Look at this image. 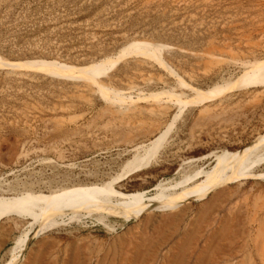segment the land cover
Masks as SVG:
<instances>
[{
    "label": "rangeland",
    "instance_id": "rangeland-1",
    "mask_svg": "<svg viewBox=\"0 0 264 264\" xmlns=\"http://www.w3.org/2000/svg\"><path fill=\"white\" fill-rule=\"evenodd\" d=\"M0 65V264H123L233 188L220 264H264V0H0Z\"/></svg>",
    "mask_w": 264,
    "mask_h": 264
},
{
    "label": "bare ground",
    "instance_id": "bare-ground-1",
    "mask_svg": "<svg viewBox=\"0 0 264 264\" xmlns=\"http://www.w3.org/2000/svg\"><path fill=\"white\" fill-rule=\"evenodd\" d=\"M140 44V43H138ZM137 45V44H136ZM145 45V44H144ZM139 46V45H138ZM148 46V45H147ZM140 48V47H139ZM128 49V47H127ZM147 49V48H146ZM149 49V48H148ZM140 50V49H139ZM143 50V49H142ZM138 52V51H137ZM122 53V52H121ZM150 56V55H149ZM150 58V57H148ZM158 60V59H157ZM18 63V62H17ZM21 63V62H20ZM259 66H257V68H260L261 63H258ZM2 66L8 67V65H3V63L1 64ZM0 65V67H1ZM12 65V64H10ZM14 65V64H13ZM17 65V64H15ZM55 62H39L35 64H33L32 62L28 63H21L19 64V69L21 70H26L28 71V69H32V68H41L43 69L42 71H50V72H55ZM63 65V64H62ZM61 65V67H62ZM64 66V65H63ZM16 66H14L15 68ZM89 67V66H88ZM162 67V66H161ZM4 68V67H3ZM9 68V67H8ZM18 67H16L17 69ZM35 68V70H36ZM91 68V67H90ZM256 68V69H257ZM6 69V68H5ZM72 68L70 67V73H72L71 75L73 76V74H76L77 76H83V77H87L91 80H93V76L94 74H99L96 71H91V70H78V71H73L71 70ZM163 69H167V67H165V65L163 66ZM20 70V71H21ZM40 70V69H39ZM38 71V70H37ZM86 71V72H85ZM41 72V71H40ZM171 72V71H169ZM56 73V72H55ZM75 75V76H76ZM76 76V77H77ZM60 77V76H59ZM176 77V76H175ZM179 80V79H178ZM194 90V89H193ZM100 93V92H99ZM167 93V92H166ZM207 95V94H206ZM178 100V99H177ZM163 131V130H162ZM164 132V131H163ZM163 132H161L163 134ZM155 137V138H160V134ZM161 134V135H162ZM160 136V137H159ZM245 155V152L241 151L239 152L236 156H235V163L237 166L241 167V168H247L249 166V162L248 159L246 157L243 158V156ZM239 190L236 188H233L230 191H220L218 193H215L214 195L211 196V198L206 202L203 203L202 206H200V209L198 208V211L194 214V221L191 223L192 227L189 230H184V232L181 233V229L182 227L185 225V221L187 220L186 217H188V215L190 214V212H188V208H183L182 210H178L179 212H177L176 214H169L171 215L170 218H168L167 224H169L172 227V232H170L168 235L163 234L161 239L156 243H152L149 242L147 237V241L142 240L141 242H137L131 246L130 250V254L129 256H127L126 261L123 264H155L154 262L157 260V258H155L156 256H158V251L156 250V248H158V246L164 245V243L168 240V238H172L173 235H176V242L173 243V245L171 247H169L167 249V255L170 256L167 260L165 264H220V260H222V257L219 259V255L222 254L224 255V257L229 258L228 263H230V259H234V255L236 254V252L232 253V251L230 250V248L228 249V247H226V245L224 246L223 244H221L220 241H222L226 236V232L228 229V224L231 222H233L232 220H230V222L228 223L227 221L225 222V225H221V230L217 229V225L221 224L222 221L225 219L223 218L220 214H216L214 215L213 213L215 212L213 209H216L217 207L219 208V204L223 201L225 202L226 199H229L230 197H234V196H238L239 194ZM70 198V197H69ZM84 199H85V204L88 205V209H94L96 210H102V211H109V209H111L110 206H108V202L106 201V199L104 197H100L98 195H93V194H86L84 195ZM77 202H79V200L72 199L69 202H65L64 207H68L71 205L76 204ZM219 203V204H218ZM223 205V204H222ZM181 204L180 203H175L172 204L170 206H168L167 208H165V211H175L177 210V207H180ZM63 209V208H62ZM61 209V210H62ZM231 209V208H230ZM60 209L55 208V211H59ZM21 211V210H19ZM220 212V211H219ZM218 212V213H219ZM52 212L47 211L45 214L46 216L50 215ZM144 214V213H143ZM142 214V211L140 213H137V218L140 217ZM257 214V213H255ZM237 216V213L235 214ZM233 216V215H232ZM241 217V215H240ZM238 217V219L240 218ZM36 219V217L33 216V219ZM97 218V217H96ZM104 218V217H103ZM107 218V217H106ZM154 218L153 214H148L145 216L144 218V225L146 229L147 225L150 223H152ZM167 218V217H166ZM249 218V216H248ZM34 219V220H35ZM164 219V217H163ZM162 219V220H163ZM234 219V218H233ZM247 219V218H246ZM125 220V219H124ZM161 220V221H162ZM228 220V219H227ZM241 220V219H240ZM239 220V221H240ZM245 220V219H244ZM249 220V219H248ZM246 220V221H248ZM160 221V220H159ZM165 221V224H166ZM238 221V223H239ZM253 221V218L251 217V221ZM235 222V221H234ZM249 222V221H248ZM247 222V223H248ZM154 223V222H153ZM164 223V222H163ZM235 223V224H238ZM158 224V223H157ZM233 225L234 227H236L237 225ZM240 224V223H239ZM243 225V222L241 223ZM164 225V224H163ZM168 225V226H169ZM249 225V224H248ZM46 226V225H45ZM143 226V225H142ZM157 226V225H156ZM161 226V225H160ZM159 226V227H160ZM167 226V227H168ZM251 227V225H249ZM253 226V223H252ZM107 227V226H106ZM144 227V226H143ZM233 227V228H234ZM164 228V227H163ZM245 228V227H244ZM162 229V228H161ZM230 229V228H229ZM239 229V228H238ZM242 229V228H241ZM251 229V228H250ZM253 229V228H252ZM148 230V229H147ZM158 230V229H157ZM235 230V229H234ZM254 230V229H253ZM262 230V228H261ZM144 231V230H143ZM154 231V230H153ZM159 231H161L159 229ZM237 229L235 230V233H237ZM255 231V230H254ZM260 231V230H259ZM244 232V231H243ZM250 232V231H249ZM253 232V231H252ZM144 233V232H143ZM159 233V232H157ZM162 233V232H161ZM257 233V235H259V232H255ZM263 233V232H262ZM138 234V233H137ZM128 235V234H127ZM147 235V234H145ZM155 235V234H154ZM157 235V234H156ZM233 235V234H231ZM241 236H243V233H240ZM255 235V236H257ZM140 236V235H139ZM142 236V235H141ZM228 236V234H227ZM234 236V235H233ZM239 236V235H237ZM250 236V235H249ZM248 236V237H249ZM264 236V235H263ZM146 237V236H145ZM156 237V236H155ZM139 238V237H138ZM152 238V237H151ZM151 238L149 240H151ZM232 239V237H230ZM227 238V239H230ZM236 238V236H235ZM250 238V237H249ZM254 238V236H253ZM143 239V238H142ZM145 239V238H144ZM155 239V238H152ZM225 239V240H227ZM240 239V238H237ZM236 239V240H237ZM261 239V238H259ZM258 239V240H259ZM135 240V239H134ZM172 240V239H170ZM234 240V242L236 241ZM251 240V239H250ZM255 240V241H258ZM175 241V240H174ZM254 241V240H253ZM226 242V241H225ZM231 242V241H228ZM227 242V243H228ZM247 242V241H246ZM183 243V245H181ZM258 244V242H256ZM126 244V243H125ZM225 244V243H224ZM260 245V244H259ZM166 246V245H165ZM240 246V244H239ZM251 246V245H250ZM237 247V246H236ZM234 248V247H233ZM238 248V247H237ZM164 249V248H163ZM241 249V248H240ZM257 249V247H256ZM262 249V248H261ZM162 250V249H161ZM180 250V251H179ZM187 250H190L186 253ZM243 250V249H242ZM129 251V250H128ZM177 251V255H175ZM179 251V252H178ZM235 251V250H234ZM238 251V249L236 250ZM251 251V250H250ZM244 252H247V250H245ZM260 252V250H259ZM125 253V252H124ZM248 253V252H247ZM245 253V254H247ZM261 253V252H260ZM234 254V255H233ZM239 254V253H238ZM263 254V253H262ZM243 255V254H242ZM253 255V254H252ZM125 256V255H123ZM239 256V255H238ZM244 257V255L242 256ZM241 257V258H242ZM250 257V256H249ZM251 258V257H250ZM164 259V258H163ZM244 259V258H243ZM237 261V260H235ZM252 261V260H250ZM242 262V261H240ZM260 262V261H259ZM54 263V262H53ZM225 263V264H228ZM232 263V262H231ZM255 263V262H254ZM262 263V262H261ZM163 264V263H162ZM224 264V263H223ZM241 264V263H239ZM247 264V261H246Z\"/></svg>",
    "mask_w": 264,
    "mask_h": 264
}]
</instances>
